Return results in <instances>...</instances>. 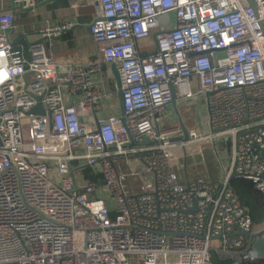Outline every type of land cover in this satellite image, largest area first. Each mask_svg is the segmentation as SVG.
Segmentation results:
<instances>
[{
	"label": "built area",
	"instance_id": "obj_1",
	"mask_svg": "<svg viewBox=\"0 0 264 264\" xmlns=\"http://www.w3.org/2000/svg\"><path fill=\"white\" fill-rule=\"evenodd\" d=\"M254 1L257 11L247 0H99L90 31L101 56L86 68L48 52L73 22L41 29L26 61L11 41L15 14L0 12V264H215V252L243 247L245 237L230 235L264 234L234 187L251 183L264 198V0ZM164 13L175 14L173 28H162ZM152 35L157 53L142 57L139 43ZM114 64L125 124L116 115L83 121L81 112L102 107L97 76ZM201 95L207 134L165 128L173 99ZM35 96L52 118L30 114ZM206 145L219 157L217 179L195 175ZM87 165L104 186L78 174ZM252 249L245 260L256 261Z\"/></svg>",
	"mask_w": 264,
	"mask_h": 264
},
{
	"label": "crops",
	"instance_id": "obj_2",
	"mask_svg": "<svg viewBox=\"0 0 264 264\" xmlns=\"http://www.w3.org/2000/svg\"><path fill=\"white\" fill-rule=\"evenodd\" d=\"M35 9H26L17 6L15 0H0V12H11L16 16V26L11 32V41L15 52L26 61H31V46L39 39V31L50 25L73 22L72 28L59 37L47 41L48 52L63 65L69 67H88L94 60L101 56V50L91 35V25L97 16V4L99 0H36ZM16 8V10H15ZM140 54L148 58L157 53V42L155 35L142 39L139 43ZM8 62L0 55V85L5 79ZM29 80L32 75L28 74ZM104 91L102 107L88 113L81 112L82 120L85 122H98L104 116H122V109L112 110L110 99L120 94L118 81L112 66H108L103 73L97 76ZM28 80V79H27ZM27 82L23 77L21 82ZM104 84V85H103ZM81 96L68 98L71 104H77ZM182 101V100H181ZM120 102V100H119ZM179 104V103H178ZM172 103L179 111V105ZM166 129H171L167 128ZM191 131V130H189ZM205 157V156H204ZM204 157H200L205 165ZM196 160L191 161L190 165ZM200 167L198 168L200 170Z\"/></svg>",
	"mask_w": 264,
	"mask_h": 264
},
{
	"label": "rangeland",
	"instance_id": "obj_3",
	"mask_svg": "<svg viewBox=\"0 0 264 264\" xmlns=\"http://www.w3.org/2000/svg\"><path fill=\"white\" fill-rule=\"evenodd\" d=\"M160 21L162 28L164 29H170L173 28L176 25V18L174 13H164L160 16ZM104 85V84H103ZM194 90L198 94V89L196 83H194ZM112 110L120 109V102L118 99L117 94L110 99ZM207 97L205 95H201L197 98H193L191 100H182L179 102V111H177L176 107L172 104L168 106V112L166 113L165 117L163 118V122L165 123V128H177L181 126L182 122L187 126V128L191 131H198L201 135H205L209 132V111L207 108ZM28 136V133H26ZM217 149L219 153L221 154V157L223 159H227L228 155L226 153L227 147L223 142L218 143ZM229 150V149H228ZM215 151L214 146L213 148H209L208 145H206V152H213ZM230 152V151H229ZM200 157V156H199ZM216 169L218 172H220L219 168V157L217 155L216 157ZM201 165L204 163L202 161H199ZM131 164L144 172L143 167H141L140 162L138 159L131 160ZM92 169L91 167L86 168ZM90 172V171H89ZM81 173V174H80ZM78 172V174L81 176H84L83 171ZM204 173L198 172L195 173V175H201ZM86 179V178H85ZM109 196V195H108Z\"/></svg>",
	"mask_w": 264,
	"mask_h": 264
},
{
	"label": "trees",
	"instance_id": "obj_4",
	"mask_svg": "<svg viewBox=\"0 0 264 264\" xmlns=\"http://www.w3.org/2000/svg\"><path fill=\"white\" fill-rule=\"evenodd\" d=\"M15 51V49H14ZM18 56H20L18 54ZM217 154H214L213 152H206V155L204 157L205 165L200 167L199 172L201 173H209L212 178L217 179L219 172L216 169L217 165ZM200 161H202L200 159ZM90 171V172H89ZM83 173L85 176V180H87L90 183H94L98 186H104L105 185V176L104 173L100 171V169H83ZM234 187L240 196L241 200L248 205L250 208H252L253 216L256 225L255 230L260 226H263V220H264V198L260 197L254 190V187L251 183L248 182H241L236 181L234 184ZM111 218L115 220L117 218V213L114 212L111 215ZM246 238V237H245ZM253 240L251 238H246L243 247L239 249L232 250V254L228 255H221L215 252L214 255V261L215 264H264V260H245L243 256L248 253V251L252 248V242ZM238 255V256H237ZM241 259L239 260L238 259Z\"/></svg>",
	"mask_w": 264,
	"mask_h": 264
},
{
	"label": "water",
	"instance_id": "obj_5",
	"mask_svg": "<svg viewBox=\"0 0 264 264\" xmlns=\"http://www.w3.org/2000/svg\"><path fill=\"white\" fill-rule=\"evenodd\" d=\"M247 2L250 3V5L252 6V8L255 9V11H257V5L255 3L254 0H247ZM16 10V8H15ZM261 26H262V29H263V33H264V25L263 23H261ZM113 68V71L116 75V79L118 81V87L120 89V94H119V100H120V105H121V109H122V120L125 124L126 122V112H125V101H124V94L121 92V89H122V79H121V75H120V71H119V68H118V65L117 64H114L112 66ZM26 78V81H27V76H25ZM27 86H28V83H27ZM36 100L38 101V104L37 106L31 111L30 114L32 115H38V114H42V115H45V116H49L50 118H52L53 114L51 112H47L45 110V107L43 105V98L42 97H39V96H35ZM180 101L175 98L173 99L172 103L175 104L177 106V104L179 103ZM183 124V127L185 129V132H186V138L188 139L189 138V129L187 128V126L184 124V122H182ZM186 166H188V164H186ZM91 167L90 165H87L85 167L82 168L83 169H86V168H89ZM243 236V237H246V238H252L255 240V243L253 245V249H252V253H250V257H252L253 259L255 258V260H264V234H251V233H236V234H232L230 236L234 237V236ZM223 237L219 238V239H222Z\"/></svg>",
	"mask_w": 264,
	"mask_h": 264
}]
</instances>
